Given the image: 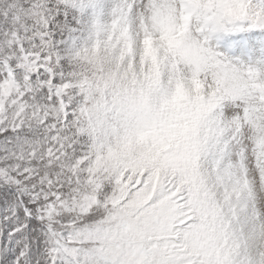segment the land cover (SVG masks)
I'll list each match as a JSON object with an SVG mask.
<instances>
[{"label": "snow or ice", "instance_id": "1", "mask_svg": "<svg viewBox=\"0 0 264 264\" xmlns=\"http://www.w3.org/2000/svg\"><path fill=\"white\" fill-rule=\"evenodd\" d=\"M0 264H264V0H0Z\"/></svg>", "mask_w": 264, "mask_h": 264}]
</instances>
